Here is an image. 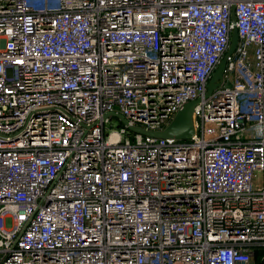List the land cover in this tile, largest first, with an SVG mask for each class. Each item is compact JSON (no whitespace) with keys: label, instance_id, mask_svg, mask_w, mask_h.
<instances>
[{"label":"built area","instance_id":"built-area-1","mask_svg":"<svg viewBox=\"0 0 264 264\" xmlns=\"http://www.w3.org/2000/svg\"><path fill=\"white\" fill-rule=\"evenodd\" d=\"M0 264H264V0H0Z\"/></svg>","mask_w":264,"mask_h":264},{"label":"water","instance_id":"water-1","mask_svg":"<svg viewBox=\"0 0 264 264\" xmlns=\"http://www.w3.org/2000/svg\"><path fill=\"white\" fill-rule=\"evenodd\" d=\"M232 33H231V39L230 44L227 49V53L224 55V57L221 59L220 63L216 67L217 69L213 73L212 77L210 78L209 82L207 83V90L206 94L204 96V99L208 98L210 94L219 86L218 84L222 80L225 66L227 59L235 52L234 50L237 47L238 42V35L236 30V22L235 18L232 14ZM200 100H194L190 101V103L185 104L174 116V120L171 122V124L163 131H160L158 133H148L143 131L142 129L139 130L137 128L130 127V131L137 133V134H143L145 136H150L154 138H162V139H177L181 141H189L191 137L194 134V119H193V113L195 107L200 103ZM118 120L123 124L127 125L126 120H123L122 118L118 117Z\"/></svg>","mask_w":264,"mask_h":264},{"label":"rangeland","instance_id":"rangeland-1","mask_svg":"<svg viewBox=\"0 0 264 264\" xmlns=\"http://www.w3.org/2000/svg\"><path fill=\"white\" fill-rule=\"evenodd\" d=\"M226 86H230L229 83H226ZM111 124H108L106 126L107 129H120L123 127V124L115 117L110 118ZM5 226L7 229H10L12 227V223L10 220H5Z\"/></svg>","mask_w":264,"mask_h":264}]
</instances>
